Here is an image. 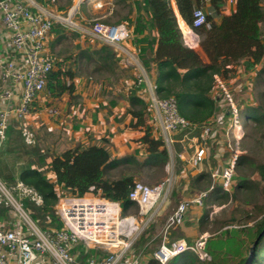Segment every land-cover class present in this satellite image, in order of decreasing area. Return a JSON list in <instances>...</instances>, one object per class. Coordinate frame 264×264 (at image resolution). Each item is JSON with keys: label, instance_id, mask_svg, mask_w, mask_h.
<instances>
[{"label": "trees", "instance_id": "16d2710c", "mask_svg": "<svg viewBox=\"0 0 264 264\" xmlns=\"http://www.w3.org/2000/svg\"><path fill=\"white\" fill-rule=\"evenodd\" d=\"M234 1L235 10L227 15L224 12L229 0H172L174 7L170 0H113L115 7L130 10L131 16L120 18L117 23L124 24L127 21L129 26L133 27L126 43L131 46L148 78L155 85L158 97L163 100L175 98L179 115L189 123L192 130L190 139H195L199 147L204 143L209 145L217 141V130L221 127L219 125L222 120L226 126L231 123L232 107L227 94L229 96L233 94L229 80L238 77V67L242 65L245 71L252 72L264 60L261 28L264 22V0ZM40 2L43 5L51 2L56 4V0ZM71 7L72 0L67 7H59V10L67 11ZM197 11L204 14L206 24L196 25ZM115 15H119L118 9ZM53 34L56 36L55 41L67 36L60 25L55 26ZM187 36L195 37L198 43L190 46L185 40ZM79 56L87 58L89 63L92 62L93 56L97 57L96 62L101 63L105 70L111 68L109 62L113 60L115 51L113 47L103 45L98 50H81ZM50 59L53 67L47 76L44 91L53 103L66 95L74 102L76 99L74 82L79 76L77 71L79 58L77 55L64 57L62 54H56L52 43ZM95 68L97 69L95 72L98 71V67ZM129 71L131 72L130 69ZM131 75L133 84L126 97L130 106L122 120L130 116L128 127L143 132V135L135 140L139 148L134 154L113 158L108 148L109 141L102 139L101 145L78 143L62 153L53 154L48 163L47 155L36 147L38 153H35V163L29 162L19 170L14 183L23 182L43 199L41 206L25 202L26 208L39 226L41 220L45 223L49 220V226L54 227L50 230L53 232L62 230L64 224L56 209L60 198L84 197L91 193V188H94L95 196L118 203L122 217L139 212L138 205L129 198L136 183V176L131 173L132 166L165 168L170 162L169 148L150 110L147 86L145 83H139L140 72L136 78L132 72ZM118 98L114 97L111 105H115ZM234 104L244 119L255 124L264 123V104L248 106L245 109L237 102ZM223 106H226V110ZM38 110L36 100L30 112ZM244 113L246 116H243ZM208 126L212 129V135L204 140L203 132ZM138 155H143L144 158L141 159ZM249 167L260 175L264 184V164H256L253 159L241 155L233 179L234 182L237 178V183L235 186L232 184L235 197L242 193L249 197L260 188L249 176L242 174ZM116 170H121L119 176L111 177L110 173ZM237 172L241 174L238 176ZM49 173L51 177L48 176ZM200 183L203 185L199 190L204 191H209L214 185V189L203 199V203L205 199L213 201L220 193V183L212 184L211 172L199 173L192 178L193 185ZM174 194L176 192H173ZM200 211L197 228L198 232H203L209 216L206 209ZM262 212L264 213V208ZM0 215L7 216V209L1 208ZM263 231L264 215L252 226L223 230L219 236L209 239L207 251L212 260L203 264H220L223 260H233L235 264H262ZM185 240L188 243L193 242ZM256 242L255 251L251 254L250 249ZM141 244H145L144 238ZM72 252L80 262L99 260L108 256V253L101 254L98 250L88 249L82 244L75 247ZM151 264L157 262L154 260ZM169 264L198 263L192 253H185Z\"/></svg>", "mask_w": 264, "mask_h": 264}, {"label": "built area", "instance_id": "2783aa9c", "mask_svg": "<svg viewBox=\"0 0 264 264\" xmlns=\"http://www.w3.org/2000/svg\"><path fill=\"white\" fill-rule=\"evenodd\" d=\"M102 5V2L97 3L98 8ZM195 15L196 25L206 24L201 11ZM57 23L77 26L72 16L67 18L41 9L37 0H0V151L8 140V130L13 119L20 123L19 130L24 143L29 146L37 143L36 133L26 119L31 113L32 104L44 92L47 76L53 67L46 54V47ZM82 31L104 45L120 50L131 36L125 24L107 25L99 21ZM138 64L139 83L147 86L154 122L168 148L172 147L175 143L174 134L192 130L189 123L179 115L175 98L160 99L155 85L141 64ZM227 97L230 96L227 94ZM229 101L232 107L230 126L235 134V146L231 147L221 171L211 174L213 182L220 183L218 195L221 199L232 196L233 179L241 156L239 142L242 138V115L230 98ZM50 113L58 114L57 110ZM211 135V127H205L203 139H209ZM179 156L186 159L185 156ZM206 157L207 148L196 146L194 155L187 162L196 168L202 165ZM170 184V180L152 186L136 182L132 188L129 198L138 205L139 216L146 218L148 223L167 204ZM213 189L214 185L210 191ZM93 190L91 188V193L84 197L60 198L56 209L64 228L53 232L39 226L25 206L26 201L41 206L42 197L21 181L10 185L0 177V209L6 208L14 219L12 225L0 223V264H145L138 258L128 257V240L133 232H129L125 221L135 218L122 217L118 203L95 196ZM206 196L207 193H202L196 199L179 203L168 216L163 231L165 240L153 253L157 264H169L185 253H192L198 264L212 260L207 251L208 241L212 238L208 232L199 235L192 243L185 239L167 238L171 230L183 225L191 205L202 206ZM81 243L116 250H110L103 259L80 262L72 251Z\"/></svg>", "mask_w": 264, "mask_h": 264}, {"label": "rangeland", "instance_id": "374dc122", "mask_svg": "<svg viewBox=\"0 0 264 264\" xmlns=\"http://www.w3.org/2000/svg\"><path fill=\"white\" fill-rule=\"evenodd\" d=\"M38 1L40 2V0ZM70 1L71 0H56V4L51 2L50 4L45 5L49 11L57 15L67 18L72 16V21L77 24V26L60 23L56 24L60 25L65 30L67 36L55 43L54 52L56 54H62L64 57L74 56L75 53L81 51L83 47L91 50L94 46L96 47L101 44L99 41L94 40L90 35L84 33L82 29L90 28L96 21L103 22L107 25H114L119 22L120 18L127 17L128 15L131 16L128 8L115 7L113 0L108 4H105L104 0H72V7L67 11L61 12L59 7H67ZM170 1L172 7H174L172 0ZM98 2H102L103 5L101 8H98ZM117 9L119 12L118 16L115 15ZM133 14H135V11ZM124 24L130 28H128L130 32L133 30V27H130L127 21H125ZM261 28L264 40V22L261 24ZM49 38L50 40L51 38L53 40L56 36L54 34ZM188 43L189 45H194L195 43L197 44L198 41L195 38L194 41ZM49 51L51 52V45ZM48 56L50 57V55ZM125 57L127 59L126 61H128V67L133 73V77L136 78L140 72L138 67V63H140L139 59L132 51L131 54L126 53ZM95 69L96 68L91 65L87 67L78 62L77 71L80 77L83 76L86 78L88 75V78L91 81L92 79L99 77V75L105 77L109 75L107 71L96 73ZM237 73L238 77L229 80L231 86L230 89L233 93L229 98L234 103L237 102L238 105L244 109L248 106H255L260 103L264 104V60L262 64L252 72L245 71V68L241 65L238 67ZM46 95L47 93L44 91L40 98H46ZM223 108L226 110V106H223ZM46 114L51 115L50 111H47ZM243 116H246V113H244ZM222 121L219 125V127H221L217 130V141H214L209 145L205 143L203 144V146L207 148V157L201 168L200 166L192 168L187 162V157L186 159H181L180 157L177 158L181 154L190 155L194 146H198L196 142L191 141L190 135L192 133L189 131L181 133L179 135L180 137L177 136L175 144L172 147H169L171 159L165 168H139L138 166H132L131 173L136 176V182H142L152 186L170 180L171 184L169 187V199L167 204L152 221L148 223L146 218L139 216V212H134L129 215L130 217L133 216L137 222L135 230L138 228L128 240L129 259L138 258L145 264H151L152 261H154L153 253L165 240L163 231L166 220L177 205L186 200L190 201L196 199L202 193H207V196L210 194V189L209 191L199 190L203 185L202 183L193 185L192 178L199 173L206 171L211 172V174L213 172L219 173L226 159L229 157L231 147L233 148L235 146V134L232 132L231 126H226ZM19 125L20 123L16 124L17 130L14 129L11 142L9 141L7 145L5 144L0 151V177L10 185L14 183V179L18 176L19 170L27 165L31 159L36 158L35 153H38L37 148H39L38 139L34 147H29V145L24 143L19 130ZM236 134H238L237 131ZM240 136L242 137L239 142L241 155L253 159L256 164H264V123L255 124L242 117ZM132 143L133 145L138 144L136 141H132ZM192 144H194V146L190 148V145ZM130 149L132 148L130 147ZM121 153L122 151L120 154ZM124 153H126L125 150ZM138 156L141 159L144 158L143 155ZM33 163H35L34 160ZM120 173L121 170H116L111 172L110 176L116 177L119 176ZM240 174L241 172H237L238 176ZM242 174H246L253 182L260 186V188L254 191L249 197L243 193L240 195L238 194V196L235 197L232 192L231 197L221 199L219 195H217L213 201L205 199L202 206L191 205L189 209V212L194 207L203 210L206 209L209 221L205 226V232H208L212 237L219 236L223 230L228 228H238L245 225L252 226L264 215L262 212V209L264 208V184L260 175L254 171L252 167H249ZM48 176L51 177V174L49 173ZM213 183L212 180V184ZM236 183L237 178L233 182L234 186ZM173 192H176V194L173 195ZM189 212L186 214V217ZM46 221V223L43 220L40 221L41 227H49L48 229L54 228L53 226H49V220ZM179 229L180 227L171 230L167 238L169 240L177 239L180 232ZM143 238L145 244L142 245L141 240ZM81 244L88 249L98 250L101 254L110 253L111 251L116 250L110 249V251L106 248H97L84 243ZM220 264H235V262L233 260H223ZM262 264H264V262Z\"/></svg>", "mask_w": 264, "mask_h": 264}, {"label": "crops", "instance_id": "0c3cea01", "mask_svg": "<svg viewBox=\"0 0 264 264\" xmlns=\"http://www.w3.org/2000/svg\"><path fill=\"white\" fill-rule=\"evenodd\" d=\"M110 2L112 1L104 0L105 4ZM37 3L41 9H47L45 5L41 4L38 0ZM234 10L235 3L228 2L224 13L229 15ZM219 20L220 19H218V21ZM52 35L54 34L52 33ZM52 35H50V37H52ZM92 38L96 40L94 37ZM3 39L7 41L6 37ZM51 40L49 38L47 42V55L51 54L49 51L50 45L54 43L55 46V43L57 42L55 41V38L52 41ZM185 40L188 43L190 41H194L195 37L187 36ZM103 45V43L96 47L93 45L94 47L91 48V50H98ZM123 49L124 51H122ZM82 50H86V48L83 47ZM122 50L114 48L115 56L113 57V60L109 62L111 68H106L105 70H103L101 63L96 62L97 57L93 56L92 62L89 63L88 59L80 57V51H77L75 55L78 56V62L80 64L84 66L86 65L87 67L91 65L94 68L97 66L98 71H96V73H101L100 71H107L109 75L105 77L98 74L99 77L92 79L91 81L89 80L88 75L86 78L78 76L74 82L76 86V99L74 102H72V99L67 95L63 96L59 101L54 103L48 95H46V98L42 99L39 97L37 99V101L39 100V110L31 112L26 121L36 132L39 148H41V153L47 155L48 163L51 161L53 154L62 153L73 148L78 143L85 145H101L103 144L102 139H107L109 141L108 148L112 153L113 158H121L127 155H132L136 149L139 148V145H133L132 141L139 139L143 135V132L131 130L130 127H128L131 120L130 116L122 120L124 113L130 106L126 97H128L129 89L133 84L131 79L132 75L129 71L128 61H126L127 59L125 56L126 53L131 54L133 49L125 42L122 45ZM114 97L119 98L115 105H111V101ZM52 110H57L58 114H46L47 111ZM16 124L17 121L13 119L8 131V140L6 145L9 141L11 142L14 129L17 130ZM180 134L173 135L175 142L177 141V136ZM191 141L196 142L195 139ZM193 146L194 144L190 145V148ZM130 147L132 149H130ZM195 147L196 146H194V149L191 150L190 155L181 154V156H185L187 159H190L194 155L196 149ZM124 150L126 153H124ZM121 151L122 153L120 154ZM33 160L36 161V158L31 159L30 162L33 163ZM200 215L201 211L197 207H194L189 212L184 225L179 229L180 232L177 239L194 241L199 235L205 232H198L197 223ZM13 222L14 219L11 213L8 214L7 212V216L3 217L0 215L1 224L12 225Z\"/></svg>", "mask_w": 264, "mask_h": 264}, {"label": "bare ground", "instance_id": "6f19581e", "mask_svg": "<svg viewBox=\"0 0 264 264\" xmlns=\"http://www.w3.org/2000/svg\"><path fill=\"white\" fill-rule=\"evenodd\" d=\"M125 224L127 225V228L129 229V232H134V231H136L135 230V228H136V226H137V222H136V220H133V219H131V218H129L127 221H125Z\"/></svg>", "mask_w": 264, "mask_h": 264}, {"label": "water", "instance_id": "95a60500", "mask_svg": "<svg viewBox=\"0 0 264 264\" xmlns=\"http://www.w3.org/2000/svg\"><path fill=\"white\" fill-rule=\"evenodd\" d=\"M174 10V9H173ZM174 13H175V11H174ZM175 15H176V13H175ZM176 18H177V15H176ZM178 20V19H177ZM264 235V231L262 232V234H261V237ZM257 245V242L251 247V249H250V253L252 254L254 251H255V246Z\"/></svg>", "mask_w": 264, "mask_h": 264}]
</instances>
